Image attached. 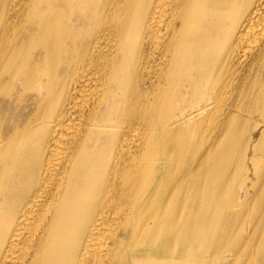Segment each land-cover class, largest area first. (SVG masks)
<instances>
[{
    "label": "bare ground",
    "instance_id": "bare-ground-1",
    "mask_svg": "<svg viewBox=\"0 0 264 264\" xmlns=\"http://www.w3.org/2000/svg\"><path fill=\"white\" fill-rule=\"evenodd\" d=\"M238 200L264 224V0H0V264H240L201 256Z\"/></svg>",
    "mask_w": 264,
    "mask_h": 264
},
{
    "label": "rangeland",
    "instance_id": "rangeland-1",
    "mask_svg": "<svg viewBox=\"0 0 264 264\" xmlns=\"http://www.w3.org/2000/svg\"><path fill=\"white\" fill-rule=\"evenodd\" d=\"M231 112H236V109H231ZM187 115V114H186ZM171 117V114H169L168 112L166 114L163 115V120H168ZM199 121V120H197ZM196 121V122H197ZM207 135V130H204L203 135H200V130L194 133H189L187 135L184 136H179V139L176 140L177 143H197L198 142V137H200L201 139H203L204 137H206ZM207 144V143H206ZM206 146H211V144H207ZM198 152V150L196 151ZM192 157L195 156V152H192ZM252 209V210H251ZM256 208H250L249 206L246 205V203L244 201H236L234 203H232L229 212H227L224 215V220L227 222H230L231 225L228 226V234L225 235V233L223 234V239H218L216 248L210 249L209 253L207 252H203L204 254H202V257H209V256H213V254L220 249H223L227 243L230 242L231 238H232V234L234 231L236 232H240L241 233V239L237 244L239 245L238 250H244L245 255L244 257L240 258L239 263L240 264H248L249 261H251V264H253L252 259H250L258 248L259 242H255V238H260L259 235L264 232V224H257L256 223V217L255 215H257L258 210ZM263 209H261L260 212H262ZM253 211V212H252ZM255 212V213H254ZM234 219V220H233ZM229 223V224H230ZM232 231L231 235H229V233ZM222 234V233H220ZM230 236V237H229ZM236 245V246H237ZM210 248L209 246H205L202 249H208ZM200 249V250H202ZM199 251V250H198ZM229 260L228 262H231V259H227ZM196 264H199V262H197ZM232 264V262H231Z\"/></svg>",
    "mask_w": 264,
    "mask_h": 264
}]
</instances>
